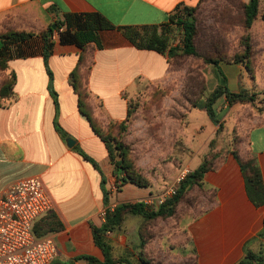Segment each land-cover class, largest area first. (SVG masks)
<instances>
[{"label":"crops","instance_id":"obj_1","mask_svg":"<svg viewBox=\"0 0 264 264\" xmlns=\"http://www.w3.org/2000/svg\"><path fill=\"white\" fill-rule=\"evenodd\" d=\"M199 1L0 0V29L42 31L68 13H99L117 27H160L177 7H194ZM98 35L101 47L92 44L89 50L93 64L88 87L93 113L104 124L121 123L128 117L129 100L141 85H157L169 78V59L138 48L119 29ZM54 39L48 66L41 54L9 62L6 74H15L17 82L15 96L0 106V198L11 185L39 178L53 202L48 217H56L63 225L61 231L47 235L53 237L59 251L53 264H86V257L103 262V251L93 234V226L100 228L105 222L103 177L111 209L142 203L150 193L157 192L152 194L154 191L147 189L134 198L117 199L107 147L81 114L78 95L70 84L81 51L59 44L57 34ZM50 85L58 96V107ZM57 124L66 137L57 130ZM70 139L73 144L68 143ZM240 156L244 161L255 160L264 184V119L249 130ZM204 190L209 195L207 203L201 201L198 220L184 226L187 237L180 247L183 254L179 261L188 264L195 258L194 252L198 264H238L245 256V247L259 251L260 243L255 238L263 230L264 206L257 207L250 199L239 162L233 156L220 161L217 170L206 175ZM143 221L142 216L127 215L119 230L106 235L113 258L139 264Z\"/></svg>","mask_w":264,"mask_h":264},{"label":"rangeland","instance_id":"obj_2","mask_svg":"<svg viewBox=\"0 0 264 264\" xmlns=\"http://www.w3.org/2000/svg\"><path fill=\"white\" fill-rule=\"evenodd\" d=\"M241 16L242 13L228 0L202 2L196 13L200 57L178 58L171 63L170 76L165 82L141 85L128 102L124 129H110L103 123L102 129L106 135H111V140L123 141L129 147L136 171L149 184L148 188L127 184L120 186L119 190L114 186L118 200L134 198L147 189L154 191L152 194L161 193L183 168L187 167L190 174L205 159L216 163L217 167L220 161L241 149L249 130L264 119L263 23L255 21L246 30L241 25ZM170 40L171 45L181 44L180 29L173 31ZM247 40L252 41L254 50L250 69L241 64L238 65L243 69L236 64L222 63L221 71L230 91L249 90L256 94V100L229 106L221 99L216 106L222 123L219 128L211 123L204 111L192 107L193 101L206 98L223 83L216 67L205 64L203 57L213 52L216 46L228 53L240 54ZM207 196L205 190L194 188L188 198L190 204L197 208L190 209L187 203H182L176 216L158 220L154 238L146 245L147 257L153 260V264H184L179 261L183 254L180 247L187 237L184 226L198 220L199 204L201 201L206 204ZM193 256L196 259L194 252Z\"/></svg>","mask_w":264,"mask_h":264},{"label":"trees","instance_id":"obj_3","mask_svg":"<svg viewBox=\"0 0 264 264\" xmlns=\"http://www.w3.org/2000/svg\"><path fill=\"white\" fill-rule=\"evenodd\" d=\"M200 0L194 7H177L175 12L169 16V21L158 27H143L141 29L133 27H117L99 13L91 14H65L63 20L56 21L47 29L42 31H25L11 27L0 29V74L3 80L0 83V106L2 102L11 100L15 96V86L17 77L15 74L7 75L9 62L16 59H25L41 54L48 66V59L52 56L55 47V34L58 35V42L61 45L76 46L80 51V59L77 67L70 75V84L79 98V109L81 114L89 121L95 134L105 143L109 160L113 167V173L116 178V187L132 184L139 188H148V181L136 171L135 164L130 157L129 147L123 141L111 140V135H106L103 122L94 116L91 105V94L88 87V77L92 68V55L89 52L92 44L97 48L101 47L99 33L119 29L124 36L140 49L152 50L169 59V64L178 58L200 57L198 48V25L196 13L202 2ZM233 8L242 13L241 25L249 30L255 21H264V2L263 0H250L248 3L242 0H228ZM236 23H238L236 21ZM180 29L182 42L180 45H171V35L175 29ZM252 41L245 42V48L242 53L231 54L219 46L215 47L213 52L203 57V62L207 65H214L217 72L223 77V83L206 98H201L192 102V107L204 111L214 126L221 128L222 123L218 117L217 103L224 99L229 106L238 103H254L256 94L243 89L240 92H232L226 85V78L221 71V64H241L245 69H250L253 61ZM50 73V72H49ZM52 78V75L50 73ZM52 80V79H51ZM51 94L58 107V96L50 85ZM124 122H110L106 127L110 129L125 128ZM57 130L64 137L66 134L57 124ZM81 155L90 161L97 169L99 166L82 151ZM233 157L239 162L244 175L247 192L250 199L257 207L264 206V184L261 172L254 159L244 161L240 156V149L234 151ZM223 158V157H222ZM216 163L205 159L203 163L182 182L177 190L176 196L166 201L157 210L146 207L143 203H125L116 206L111 210L109 208V192L106 190V179L103 177L102 187L105 193L106 215L105 222L100 228L93 226V234L96 245L103 251L105 260L99 261L95 257H86V264H132L130 261L115 259L112 256V247L108 244L106 235L120 229L127 215H139L144 221L139 229L141 240L139 262L140 264H153V260L147 257L146 245L148 241L154 238V228L158 225V220H167L173 218L178 213L182 203H187L188 207L197 208L190 204L188 198L194 188L204 190L205 177L208 173L216 171ZM194 203V202H193ZM195 210V209H194ZM52 213V212H51ZM50 213V214H51ZM49 214V215H50ZM45 216L37 221L33 231L37 237H44L52 232L61 231L63 225L56 217ZM260 243V250L255 252L245 247V256L238 264H264V225L263 230L255 238ZM197 259V258H196ZM192 258L188 264H198L197 260Z\"/></svg>","mask_w":264,"mask_h":264},{"label":"built area","instance_id":"obj_4","mask_svg":"<svg viewBox=\"0 0 264 264\" xmlns=\"http://www.w3.org/2000/svg\"><path fill=\"white\" fill-rule=\"evenodd\" d=\"M189 172L183 168L166 190L142 203L150 209L159 208L176 196ZM52 210L53 202L39 178L21 180L6 190L0 198V264L54 263L59 254L55 240L51 236L37 237L33 231L35 223Z\"/></svg>","mask_w":264,"mask_h":264},{"label":"water","instance_id":"obj_5","mask_svg":"<svg viewBox=\"0 0 264 264\" xmlns=\"http://www.w3.org/2000/svg\"><path fill=\"white\" fill-rule=\"evenodd\" d=\"M68 143H69V144H73L74 141H73L72 139H70V140L68 141Z\"/></svg>","mask_w":264,"mask_h":264}]
</instances>
